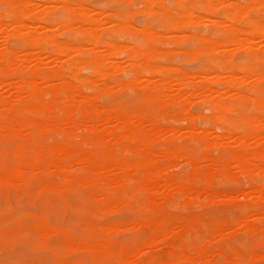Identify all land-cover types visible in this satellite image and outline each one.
Returning a JSON list of instances; mask_svg holds the SVG:
<instances>
[{"label": "bare ground", "instance_id": "obj_1", "mask_svg": "<svg viewBox=\"0 0 264 264\" xmlns=\"http://www.w3.org/2000/svg\"><path fill=\"white\" fill-rule=\"evenodd\" d=\"M54 1L69 2L41 0L51 7ZM145 1L152 5L151 0ZM238 1L225 12L231 24L227 26V21L224 30L217 29L227 38V44L238 37V43L248 39L239 36L245 30L237 22L249 27L247 33L264 32L260 19L239 20L243 5ZM35 2L0 0V180L15 184L31 174L34 183L21 189L24 198L48 203L47 209L39 213L26 212L22 219L15 215L17 224L48 246L59 244L63 248L65 255L56 256L55 264H264V50L249 51V64H238L230 52L222 51L216 58L211 54L201 70L187 73L156 62L164 53L159 44L165 43V35L152 28L138 30L124 22L133 13L131 4L124 6V13L112 15L124 18L123 22L117 18L120 22H114L112 27V23L108 24V28H104L107 21L99 10L90 11L80 3L78 8L62 4L68 11L64 17L79 24V32H74L83 41L79 44L59 40L54 35L59 33V19L55 26L57 18L44 9V4ZM175 2L179 16L193 12L192 2L205 10L214 7L213 0ZM255 2L250 5L259 10L264 0L260 5ZM249 9L253 10L248 7L244 12ZM157 15L165 30L171 31L182 29L189 20L177 18L167 7ZM193 16L195 20L199 18ZM195 20L192 23H203ZM52 24L54 28L58 26L54 32L49 29ZM71 26L67 28L71 30ZM122 34L141 38L146 48L135 44L117 46L116 38ZM10 37L20 40L22 46L8 49L5 42ZM196 38L202 44L220 43L209 36ZM120 41L119 38L117 42ZM258 42L254 40L249 45L257 46ZM190 53L188 50L186 54ZM119 55H125L123 62L116 61ZM84 69L87 75L81 74ZM119 72H128L129 77L119 78ZM124 89L135 93L133 103L128 91L124 93L132 104L125 105L117 99V91ZM104 97L109 103H101ZM194 100L211 112L208 118L220 134L197 125L199 116L190 110ZM177 160L189 166L183 176L168 171ZM237 176L256 183L249 193L245 189L239 194L245 199L251 197L247 205L251 210L238 215L233 228L242 229L250 240L246 249L233 246L229 251L221 246L217 256L210 248L216 235L228 232L230 220L218 218L203 229L200 217L173 216L170 209L189 206L195 194L208 198L227 196L228 192L215 189V181ZM56 203L73 209L75 217L68 226L58 222ZM120 211L133 214L134 219L110 221V216ZM123 227L133 230L129 239L116 237ZM200 229L209 234L206 243L186 240L188 233Z\"/></svg>", "mask_w": 264, "mask_h": 264}, {"label": "rangeland", "instance_id": "obj_2", "mask_svg": "<svg viewBox=\"0 0 264 264\" xmlns=\"http://www.w3.org/2000/svg\"><path fill=\"white\" fill-rule=\"evenodd\" d=\"M132 1L131 0H124V1L123 0H84V1H82V0H76V1L75 0H69V2L54 1L56 3V5L58 4V6L56 7L54 2H50V3L51 4L54 3L53 5L55 7H53V5L51 7V5L49 3H45L48 6V8H47L45 6V4L43 2H41V0H34L35 3L41 2V4H44V7H45V8L43 6L40 7L36 12L41 11L42 8H44L45 10L50 12L51 15H53V16H55V18H57V21L54 22L55 24L54 23L53 24L55 26L60 24V25H58L60 28L58 26H57L58 28L56 27L57 29H59V33L54 34V35H56V37H58L59 40H62V41L63 40H69V41H73V42H78L79 44L83 42L82 40H80V38H78L79 33H77V35L75 34L76 32H79V30L77 28V27H79V24L71 21L68 17H64V14L68 13V11L66 10L67 6L78 8V4L80 3L79 4L80 6L83 5L85 7V9H89L90 11H93L95 9L99 10L102 14H104L102 16V18L104 19V16H105V19L107 21V23L105 24L106 26L104 28H108L111 23L112 24L110 25V27H112L113 25L115 26L117 23L124 20V18L117 17L120 19V21H119V19H117L116 17L113 18L112 15L118 14V13H124L125 12V10L123 9L124 6H128L131 4L130 7H131L133 13L131 15H129L128 17H126L124 22H128V23L132 24L133 25L132 27L133 28L137 27L136 29L139 28L138 30H142V29L149 30L150 28H152L156 32L158 31L159 34H161V36L163 33H164L163 35H165V36H162L165 43L159 44V46L162 45L161 48H162V51L164 53H163V55H161L160 57H158L156 59V62H158L160 65L172 66L174 68H177V69H179L183 72H187V73L188 72L189 73L198 72L199 70H201L203 68L204 63L211 58L210 56L213 55L212 58H216V57L220 56L222 53H224L222 51H226L228 53L230 52V54H233L234 60L238 64H249L251 62V60H250L251 58L248 55L249 51H261V52H263V50H264V42H263L264 41V39H263L264 32L263 33L257 32V34H256L257 36L255 35V33H256L255 31L253 33H247L249 31L248 30L249 27H247V25L245 23L237 22L238 23L237 26H239L240 28L245 30V33L239 34V36H241V39L243 38L242 36H244V39H246L248 36V39H246V40H248V41L250 39L252 40V41L250 40V42H248V43L246 42V40L242 41L245 43H242V42L238 43L237 42V40L239 41V37H238L234 43L227 44V43H225L227 41V38L224 35L221 36L218 33V30L220 31V30H224L226 28L225 22L227 23V21H228L227 26L231 24V20L229 18H225L226 17L225 12L229 11L227 9H231L232 6L237 5L238 0H213L214 7L218 5L217 3L221 4L220 1H222V3L224 1L227 3V4L225 3L224 5L221 4V6L218 5V6H220V7H217L218 10H217V8H214V7L212 10H205V9L201 8L199 5H196L194 2H192L190 7L193 10V12H191L193 14H191L189 12V13H186L182 16L178 15L179 7L176 5L177 3L175 2V0H160V1L159 0H151L152 5L151 4L146 5L145 0H132ZM169 1H170V3H168ZM181 1H186V0H181ZM261 1H263V0H256V2H255V0L252 2H251V0L238 1V2L242 3V5H243L242 14L246 13L245 15L241 14L239 20H243L244 18H245V20H247V19H260L264 24V15H262L263 14L262 10H264L262 5H264V3L262 4ZM231 2L233 5L230 4ZM253 2H255L256 5L262 4L261 6H259V10H258V7L251 6V5H255V4H253ZM73 3H75V4H73ZM122 3L124 5H122ZM133 3H135V5ZM62 4H65V5L68 4V5L65 7V5L62 6ZM139 4H140V6H137ZM157 4H159V5H157ZM59 5H61V6H59ZM155 5L157 8L155 7ZM50 7L53 9L48 10ZM162 7L169 8L171 10V12L177 18H181L182 20H183V18L185 20L187 18L189 19L187 21L184 20L186 22V25L182 28L183 30L182 29L177 30L175 28L172 29V31L171 30H165L163 23L159 20V16L157 15V13L160 11V9ZM244 7L246 9L248 7H250L251 9L253 8V10L250 11V9H249V10H247V12L246 11L244 12V9H245ZM54 8H56V9H54ZM195 8H198V9L196 10ZM60 10H62L64 12H62ZM2 11H3V7L0 4V12H2ZM107 12H109V13H107ZM111 12H113V13H111ZM144 12H146L147 14H145ZM222 12H224V13H222ZM96 13H97V11H96ZM107 14H108V16H107ZM141 14L142 15L145 14V15L142 16ZM193 15H196V18L199 17L198 18L199 20H203V23L202 22L196 23L197 25L192 23L195 20V17ZM221 16H223V17H221ZM246 16H248L249 18ZM191 18L194 20L192 21ZM215 18H217L219 20H217ZM223 18H225V19H223ZM58 19H59L60 23H58ZM61 19H63L64 21L66 20V22H62ZM198 19H196V20H198ZM210 19H212V20H210ZM213 19H214V21L216 20L215 25H214V23H212ZM220 19H222V21ZM207 20L209 21V23ZM114 22L116 24H114ZM189 23H192V25L190 24L191 26H189L188 25ZM217 23L223 27L220 28V25H218ZM53 24L50 25L52 27L49 26V29L51 28V30H52L51 32H54L56 30V28H54L55 26H53ZM70 24H72V26L75 25V27L73 26V29H72V26L70 27L72 31L73 30H75V31L72 32L69 28H67V26H70ZM76 25H78V26H76ZM107 25H108V27H107ZM186 28H188V29H186ZM11 30L13 31L12 28H11ZM11 30H10V34H11ZM60 30H61V32H60ZM167 33L170 35H167ZM182 33H183V35H181ZM171 34H175V35L177 34L178 36L177 35L173 36ZM179 34L181 35L180 36L181 38L179 37ZM184 34H186V35H184ZM196 34H198V35H196ZM166 35H167V37L171 36V38L169 37L168 39H166L167 38ZM196 36L212 37V38L216 39L218 41V43L220 41L221 45H220V43L216 44L217 45V47H216V45L202 44L201 42L197 41ZM172 37H174V38H172ZM119 38L121 41L117 42V41H119ZM190 38H192V39H190ZM220 38L222 40H220ZM186 39H188V40H186ZM256 39H257V42H258V40L260 41V44L258 42L259 45H257L259 47H257L256 45L255 46L249 45L250 43L253 44L254 40H255V43H257ZM116 40H117L116 41L117 46H119V47L128 46V45L129 46L130 45L131 46L140 45L139 48H141V49L146 48L145 43L142 41V39L139 37L137 38L134 35H132V37H131L127 34H122L119 37H117ZM135 40H137V41H135ZM192 40H194V41H192ZM124 41L127 43H124ZM195 41H196V43H194ZM197 42H198V44H197ZM261 43L263 44V47H262ZM5 44L8 47V49H10V50L17 49V48L22 46V43L20 42V40H15V37H10L9 39H7ZM225 44H227V45L225 46ZM233 44H234V46L236 45L237 47L241 46V47H239L240 49L238 48L236 50L237 47H235V48L232 47ZM245 44H247V45H245ZM242 45H245V47L248 46L247 49ZM192 47H194V48L192 49ZM213 47H216L218 50L219 49H223V50H221V52H220L217 49H213ZM161 48H158V49H161ZM188 48H190L191 50ZM196 49H198V50H196ZM204 49H205V51H204ZM206 49H211L210 51H212V49H213L215 51L207 53ZM230 49H232V50H230ZM233 49H235V50H233ZM171 50H173V52H170ZM188 50L191 51L193 56H195V57H193L191 53L186 54L188 52ZM214 52H216V53H214ZM172 53H173V55H172ZM184 53H185V55H182ZM170 55H172V56H170ZM180 55H182V56H180ZM119 56H120V58L118 56L115 57L116 61L122 60L120 62H123L125 55H119ZM168 56L172 57L171 60H170V57L168 58ZM159 58H161V59L163 58L162 59L163 61L160 59L162 61V62H160ZM165 59H167V60L169 59V61H167ZM123 66H125V65H123ZM220 70L221 69H219V71ZM220 72L223 73L224 71L222 72V70H221ZM81 74L87 75L88 70L87 69L82 70ZM117 76L119 78H124V77L128 78L129 73L128 72L127 73L126 72L125 73L119 72V74ZM125 91H128V93H130V94H128L126 92V94L128 96L130 95L131 98H129L127 95L124 94ZM123 94L127 97L122 98ZM132 94L134 97L132 96ZM116 97H117V99L119 98L120 102L122 101L123 104L125 103V105L126 104H132L135 100V93L132 90H127V89L118 90L116 93ZM132 97L134 100L132 99ZM126 98H129V100H133L132 103ZM125 99L128 101H126ZM101 103L107 104V103H109V99L107 97H104L103 100L101 101ZM190 110H191L192 114H196L197 116H199V118L197 119V125L199 127L201 126L200 128H205V127L209 128L210 127V129L212 128L211 130L215 129L218 134L221 133L220 129L218 130L217 126H215V124L212 125V123L210 122L208 117L211 115V112L205 107V105H201L198 100H194L190 104ZM169 122L170 121H168V122L165 121V123H169ZM173 123L175 125L179 124L178 122H175V121H173ZM173 123L171 122L172 125H174ZM214 126H215V128H214ZM176 127H178V126H176ZM219 131H220V133H219ZM215 151H214V153H215V155H217L218 153H217V151L216 152ZM175 164H177V165H175ZM175 164L171 165L169 167V170H168L169 173L179 174V175L183 176L186 173L189 166L185 165L186 162L183 160L182 161L180 160V161H178V163L176 162ZM170 168H172V169L170 170ZM33 181H34V176L31 174L27 175L25 178L21 179L18 183H15V184L13 182H10V181L0 180V264H55V257L56 256H64L65 255L63 248L59 244H54L52 246H48L46 242H43V240L40 239L39 237H37L35 234H32V233L26 231L24 229V226L17 224V217H15V215L18 214V216L21 218L22 214H24L26 212L39 213L42 210H46L48 207V203L46 202V200H40L39 199V200L31 201L27 197L24 198V196L22 194L23 193L22 190H25L26 185H28V183H34ZM215 182L217 183V184L215 183V189L216 190L218 189L217 191L220 190L219 192H228L229 194L227 196L230 195L232 198L234 196V199L231 198L232 199L231 200V199H229L230 197L227 198V196H225V194L224 195H217L216 197H212V198H210V197L208 198L207 197L208 195L207 196L206 195L205 196H203V195H197L196 196V194H195V197H192L194 195H192L190 197L191 202H189V206H179V205L174 206L170 209V213H171L170 215H173V216L179 215V216H183V217H192V216L197 217L198 216L203 220L202 222H200V228H203V229L208 228L206 223L209 224V222H211L213 220L218 221V218L224 217V218L229 219L230 225L226 228L227 229L226 231H228V232L225 233L223 236H217L216 235V239H215L216 242H214V244L211 246L212 248H210L211 251L216 252L217 254L216 253L215 254L218 256V253L221 252V246H225L229 251L232 250L233 246H238L239 248H242V249L247 248L248 241L250 240V238L248 237V239H247V235H246V233L243 232L242 229H239L238 231H237V229H233V228H235L234 227L235 226L234 220L238 215L246 214V213L250 212L251 208H249V206H247V205H250L249 201H251V197L250 196L247 197V199L250 198L247 200V199L243 198L244 196H241L242 195L241 193L245 189L247 190V191L245 190V192L249 193L250 187L255 185L256 183L252 182V181H250L244 177L240 178V176H237V178L232 177V178L227 179V180L217 179V181H215ZM17 184H19V186H21V187H18ZM236 193L238 194V196ZM239 194H241L240 195L241 197L239 196ZM235 195H236V197H235ZM199 196H201L202 198L204 197V198L203 199L201 198V200H200ZM205 197H206V200H204ZM220 197H221V201H220ZM214 198H216V199H214ZM225 198H227V199H225ZM192 200H193V202H192ZM227 200H229V201H227ZM74 201L75 200L72 199V202H74ZM222 202H224V203H222ZM55 208L57 211L58 222L63 226H68L72 222L73 218L75 217V213H74L73 209L69 206H62V204L60 205L59 203L55 204ZM7 212H11L13 214L12 215L6 214ZM21 219H20V222H21ZM109 219H110V221H117V222H119L121 220L130 221V220L134 219V215L129 214V213L124 212V211H120L118 213L111 215ZM231 221H233V222H231ZM79 225L81 226L82 229H84L82 223H80ZM126 228L127 227H123V229H121V232L118 233L117 234L118 236L116 235V237L120 238V239L121 238L122 239H124V238L129 239V237H131L133 235V230H130V228H127V229ZM228 228H230V229H228ZM231 228H232V230H231ZM231 233H233V234H231ZM229 234H231V235H229ZM189 235L191 237H189ZM205 237L209 238V234H206L204 231H202L200 229V230H197V231L195 230V231L188 233L186 236V240L190 241V242H194V243H203L202 240L204 241L206 239ZM53 240L56 242L58 239L55 237V238H53ZM208 240H206V241L208 242ZM204 243H206V242L204 241ZM236 244H238V245H236ZM69 256L71 258H74V255H72V254L71 255L69 254ZM184 264H193V263L190 261H186V262H184Z\"/></svg>", "mask_w": 264, "mask_h": 264}]
</instances>
